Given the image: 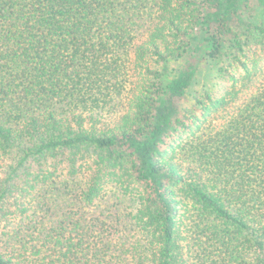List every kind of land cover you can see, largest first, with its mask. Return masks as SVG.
I'll list each match as a JSON object with an SVG mask.
<instances>
[{
	"label": "trees",
	"instance_id": "trees-1",
	"mask_svg": "<svg viewBox=\"0 0 264 264\" xmlns=\"http://www.w3.org/2000/svg\"><path fill=\"white\" fill-rule=\"evenodd\" d=\"M0 264H264V0H0Z\"/></svg>",
	"mask_w": 264,
	"mask_h": 264
},
{
	"label": "rangeland",
	"instance_id": "rangeland-1",
	"mask_svg": "<svg viewBox=\"0 0 264 264\" xmlns=\"http://www.w3.org/2000/svg\"><path fill=\"white\" fill-rule=\"evenodd\" d=\"M217 70H218V67L215 64L205 65L204 68L199 72V74L195 80V83H194L193 88H192V92L201 94L204 91V89L208 87V89L214 91V94L217 97L223 96L225 93V91H224L225 87H223V85H226L227 82H222V81L218 80ZM211 83H214L213 88H211L212 85L210 86ZM178 144L176 146H178ZM180 221H181V225H180L181 227L179 229L180 230L179 231V233H180L179 237L181 236V234H184V231H185L184 218H182Z\"/></svg>",
	"mask_w": 264,
	"mask_h": 264
}]
</instances>
